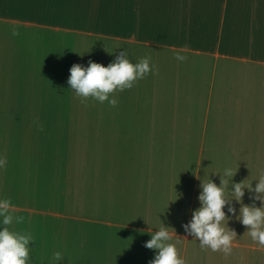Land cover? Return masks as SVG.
I'll return each instance as SVG.
<instances>
[{"label": "crops", "instance_id": "0c3cea01", "mask_svg": "<svg viewBox=\"0 0 264 264\" xmlns=\"http://www.w3.org/2000/svg\"><path fill=\"white\" fill-rule=\"evenodd\" d=\"M123 49L155 71L110 94L116 106L68 89L73 64L107 66ZM0 161L31 264L56 251L62 264H149L148 230L163 223L185 264H264L234 217L228 255L183 227L197 175H264V0H0Z\"/></svg>", "mask_w": 264, "mask_h": 264}, {"label": "clouds", "instance_id": "9594fccd", "mask_svg": "<svg viewBox=\"0 0 264 264\" xmlns=\"http://www.w3.org/2000/svg\"><path fill=\"white\" fill-rule=\"evenodd\" d=\"M177 59L184 60L185 57L177 56ZM69 71L68 89H72L76 96L84 99L91 97L101 103L107 101L114 107L118 101L110 94L132 88L137 80L143 79L150 71H155V64L150 63L149 57L133 62L123 49L107 66L89 61L87 66L73 64ZM212 174L220 175L219 185L211 177L205 181L197 175L201 180L198 195L200 206L192 211L190 221L183 225L187 236L198 241L201 249H211L214 252L219 250L228 255L232 252V243L237 237V233L229 227V220L234 217L246 226L245 233L258 246L264 247V175L254 180L256 183L253 186L252 182L245 183V179L234 182L232 178L236 172L230 167ZM245 189L253 200L252 204H245L243 201ZM257 200L260 201V206H256ZM233 201L240 205L238 212ZM12 207L8 199L0 200V264H31L34 247L30 246V242L35 240L30 234L9 227L14 220L19 223L23 219L13 216ZM169 228L172 227L164 223L156 231L149 228L150 239L144 246L155 250L154 258L149 264H185L176 246L180 237L177 236L174 241ZM62 260V253L56 251L53 254V264H62Z\"/></svg>", "mask_w": 264, "mask_h": 264}, {"label": "rangeland", "instance_id": "374dc122", "mask_svg": "<svg viewBox=\"0 0 264 264\" xmlns=\"http://www.w3.org/2000/svg\"><path fill=\"white\" fill-rule=\"evenodd\" d=\"M36 75V74H35ZM50 79H51V81H53V82H55V81H58V77H50ZM49 86V85H48ZM37 87H38V82L36 81V77H34V92L36 91V89H37ZM47 91V90H46ZM40 105V103H39V101H37V102H35V110H36V108H38V106ZM85 105L84 104H82V105H79L78 104V106H76V108H78L79 110H81V109H84V108H82V107H84Z\"/></svg>", "mask_w": 264, "mask_h": 264}]
</instances>
